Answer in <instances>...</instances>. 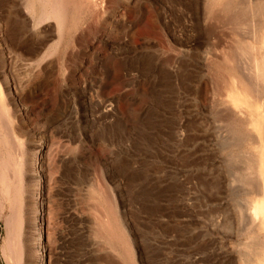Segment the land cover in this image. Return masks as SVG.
Instances as JSON below:
<instances>
[{
    "label": "rangeland",
    "instance_id": "1",
    "mask_svg": "<svg viewBox=\"0 0 264 264\" xmlns=\"http://www.w3.org/2000/svg\"><path fill=\"white\" fill-rule=\"evenodd\" d=\"M0 1V264L20 254L36 264L37 150L45 264H241L253 231L240 214L251 195L227 188L237 164L229 148L191 139L183 125L192 34L184 0ZM53 7L66 13L63 30ZM18 138L21 184L6 170L18 162Z\"/></svg>",
    "mask_w": 264,
    "mask_h": 264
},
{
    "label": "bare ground",
    "instance_id": "2",
    "mask_svg": "<svg viewBox=\"0 0 264 264\" xmlns=\"http://www.w3.org/2000/svg\"><path fill=\"white\" fill-rule=\"evenodd\" d=\"M23 1H22V5H23ZM53 1L56 2V4L59 3L57 2L58 0H52L51 2ZM75 1L76 4L79 2V0L78 2L77 0ZM172 1L175 7L177 4H180L179 2H181V0H172ZM26 3H24L25 7L28 4H30V2L27 3V5ZM85 4L83 3V5ZM89 5L92 4L89 3ZM100 5L101 3L99 4V6ZM43 6L45 7V5ZM70 6L75 8L76 5L74 4L73 6L72 5ZM182 6L184 11L187 13L188 16L187 20L189 21V23L187 22L188 24L186 27L190 31V33H192L191 35H189L190 37L187 36L188 38L187 50L185 49L186 46L184 47V49L186 50L185 52L188 53L187 54L188 58L185 57L186 61L185 63H183L188 68L184 73V76H186L189 80L191 79V84L190 83L187 84V90L190 98L187 100L186 104H183L188 107V109H186V113L188 110L189 112L188 114H190V116L188 115L189 117L188 118L186 117L185 121L183 122V125L189 131V136L191 139L197 138L198 135L205 142H209L210 144H214V145L215 143L222 144V147H224L223 149H226V147L229 148L228 151H226L227 156L230 155L232 158L231 160L235 161L237 164L234 165L235 166V170H234L235 172L233 174L234 176H232L231 182L227 184L228 186L227 188L232 189L231 192L238 193L243 191L242 193L245 192L248 194V196L251 195L250 198L247 197L250 199L248 203V207H246L247 210L246 211L244 210L245 212H243L242 210L240 214L242 222L244 221L243 222L244 227L248 226L249 229L251 228L253 231L252 239L249 241L250 244L247 243L250 249L249 253L246 258L242 259V263L264 264V0H194L192 2L190 0H184ZM30 7H26V8H30ZM65 7L67 6H62L64 10ZM76 7H78V5ZM57 8L53 10L54 15L51 16H54L53 18L56 20L57 22L56 24L60 29L63 23L62 19L63 18L66 19L65 16L66 13L64 12L65 14L63 13L60 14L61 11L58 10ZM30 9H26V10H30ZM33 9H31L30 11H32ZM47 9L49 10V8ZM68 12L69 13L67 14H70V12L72 11H69L68 9ZM49 13H52V11ZM176 14L175 17H178ZM40 16L42 17V15ZM73 16L71 17L72 19ZM46 17L49 18V16ZM44 19L45 18H43V21H45ZM37 20L39 21V19ZM23 21L26 22L25 20ZM28 22L31 21H27V23ZM41 23L43 24V22ZM36 25L38 26L37 23ZM18 28L16 30H18ZM63 28L64 27H62V30ZM32 29L33 28H31V30ZM58 34L60 35L63 33L59 32ZM16 36L17 35H15V37ZM60 38L62 39V36H60ZM59 42L57 41V43ZM57 43L55 42V45ZM176 43L180 44V41L178 40L176 41ZM17 44L18 43H15V46ZM176 47H174L175 51H176ZM182 53H184V51ZM173 61H174V74H175V78H177L178 70L181 69L182 67L179 69L177 68V64L179 62L177 58H175ZM2 106L3 103L1 104L0 101V109L3 112L5 109ZM3 120L5 119L3 118ZM6 132L8 131L6 130ZM11 132L12 133L10 134L14 133L13 131ZM8 139H9V135H8ZM17 149H19L18 162L16 161L17 163L15 162V163L6 164V170L10 175L11 173L12 175H14V180H16L18 184H21L22 178L26 174L27 169H26V161H25V154H26L25 147L23 140L20 138H18ZM3 158H4V154H3ZM40 158H42L40 157V150H37L34 153L33 162H32V172H31L33 176L32 178L36 179L37 186L34 189V193H33V195L35 196L34 197L35 205L32 213L34 217V223L30 224V229H33V232L36 235L34 237L36 241L35 242L36 264H45L44 249H43L44 247L43 232L41 228L42 225L41 215L43 208L41 207L42 204L41 202L43 201H41L42 180L40 181V176H39ZM7 181L8 180H6V182ZM223 187L224 189H226L225 186ZM104 217L107 218L106 215ZM15 218L17 219V222L15 224V229L12 235L14 242L13 244L16 245L14 251L17 250L18 246H21L20 236L22 233L21 223L23 217L22 215L17 214ZM16 264H21V254H20V258H16Z\"/></svg>",
    "mask_w": 264,
    "mask_h": 264
}]
</instances>
